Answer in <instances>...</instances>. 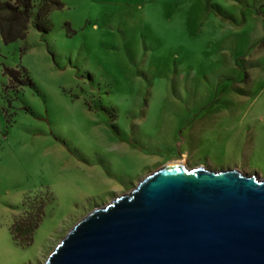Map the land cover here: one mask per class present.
Masks as SVG:
<instances>
[{
	"label": "rangeland",
	"instance_id": "374dc122",
	"mask_svg": "<svg viewBox=\"0 0 264 264\" xmlns=\"http://www.w3.org/2000/svg\"><path fill=\"white\" fill-rule=\"evenodd\" d=\"M62 1L0 32V264H45L168 164L264 178V0Z\"/></svg>",
	"mask_w": 264,
	"mask_h": 264
},
{
	"label": "water",
	"instance_id": "95a60500",
	"mask_svg": "<svg viewBox=\"0 0 264 264\" xmlns=\"http://www.w3.org/2000/svg\"><path fill=\"white\" fill-rule=\"evenodd\" d=\"M45 264H264V178L168 164L76 223Z\"/></svg>",
	"mask_w": 264,
	"mask_h": 264
},
{
	"label": "trees",
	"instance_id": "16d2710c",
	"mask_svg": "<svg viewBox=\"0 0 264 264\" xmlns=\"http://www.w3.org/2000/svg\"><path fill=\"white\" fill-rule=\"evenodd\" d=\"M63 7L64 2L62 0H41L38 5L33 0L0 1V32L3 41L9 44L20 39H25L31 21L35 22L38 30L45 33L50 32L52 29L51 24L48 23L50 13ZM5 72L16 81H21L19 70L6 68ZM28 84L33 85L30 77L28 78ZM13 236L16 239L17 236L19 237V234Z\"/></svg>",
	"mask_w": 264,
	"mask_h": 264
},
{
	"label": "bare ground",
	"instance_id": "6f19581e",
	"mask_svg": "<svg viewBox=\"0 0 264 264\" xmlns=\"http://www.w3.org/2000/svg\"><path fill=\"white\" fill-rule=\"evenodd\" d=\"M172 164H185V161H183V162H181V163H172ZM171 164V165H172ZM135 189V188H134ZM124 195H126V194H124ZM123 196V195H122ZM121 197V196H120Z\"/></svg>",
	"mask_w": 264,
	"mask_h": 264
}]
</instances>
